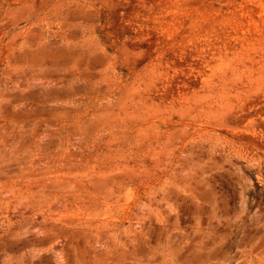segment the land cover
Here are the masks:
<instances>
[{"label": "rangeland", "instance_id": "rangeland-1", "mask_svg": "<svg viewBox=\"0 0 264 264\" xmlns=\"http://www.w3.org/2000/svg\"><path fill=\"white\" fill-rule=\"evenodd\" d=\"M0 264H264V0H0Z\"/></svg>", "mask_w": 264, "mask_h": 264}]
</instances>
